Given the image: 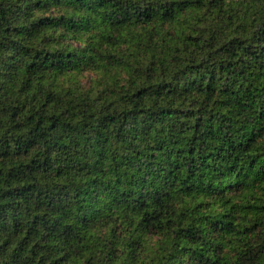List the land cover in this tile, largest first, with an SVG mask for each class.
Instances as JSON below:
<instances>
[{
  "label": "trees",
  "instance_id": "1",
  "mask_svg": "<svg viewBox=\"0 0 264 264\" xmlns=\"http://www.w3.org/2000/svg\"><path fill=\"white\" fill-rule=\"evenodd\" d=\"M0 264H264V0H0Z\"/></svg>",
  "mask_w": 264,
  "mask_h": 264
}]
</instances>
